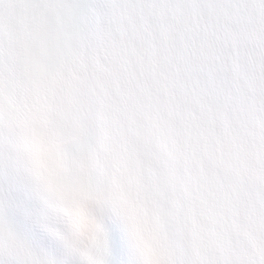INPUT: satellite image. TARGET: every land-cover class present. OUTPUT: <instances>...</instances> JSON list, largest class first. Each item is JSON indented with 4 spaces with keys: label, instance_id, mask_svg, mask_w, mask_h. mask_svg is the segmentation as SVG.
<instances>
[{
    "label": "snow or ice",
    "instance_id": "obj_1",
    "mask_svg": "<svg viewBox=\"0 0 264 264\" xmlns=\"http://www.w3.org/2000/svg\"><path fill=\"white\" fill-rule=\"evenodd\" d=\"M0 264H264V0H0Z\"/></svg>",
    "mask_w": 264,
    "mask_h": 264
}]
</instances>
